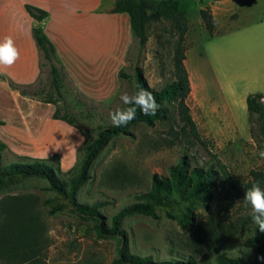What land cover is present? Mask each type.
Wrapping results in <instances>:
<instances>
[{
	"label": "rangeland",
	"instance_id": "rangeland-1",
	"mask_svg": "<svg viewBox=\"0 0 264 264\" xmlns=\"http://www.w3.org/2000/svg\"><path fill=\"white\" fill-rule=\"evenodd\" d=\"M178 2L188 21L183 44L187 54L191 50L195 66L189 68L190 93L186 103L205 146L195 138L174 136L179 131L175 109L164 103L170 115L168 120L156 121L152 126L138 123L106 143L75 200L104 202L99 212L109 225L116 211L135 201L134 194L149 189L153 175L168 177L169 167L180 158L190 167L205 166L211 162V154H215L226 166L232 184H226L223 191L216 187L207 206L197 201L185 202L184 206L198 220L216 213L218 222L228 224L230 230L224 229L226 235L183 231L177 222L181 213L178 205H161L156 208L157 217L126 216L120 227L124 239L100 237L94 222L78 217L61 195L47 189L44 179L18 177L0 189V264H124L116 262L120 248L153 261L177 259L190 264H218V252L251 258L252 251L245 245L252 227L246 221L250 207L245 206L243 196L250 187L245 185L252 179L250 171L264 173V159L257 154V121L249 122L245 98L249 93L264 94V0ZM200 8L209 9L214 17L216 28L211 34L200 18ZM147 34L148 40L138 58L135 52L125 58L123 68L130 77L120 80L118 92L112 98L90 99L70 84L64 89L66 106L77 126L54 118L56 105L43 102L47 97L57 100L47 64L38 67L32 81L11 74L10 67L22 77L33 59L25 52L28 47L15 46L16 60L11 65H0V140L6 145L4 162L23 159L21 156L55 155L61 176L65 177L77 163L84 141L92 140L99 126L111 124L110 112L125 107L121 95L134 93L132 73L136 64L154 89L174 78L177 34L171 22L155 19ZM100 62L109 74L113 60L100 58ZM63 107L62 101H57L60 112ZM20 219L26 220L29 230L17 241L9 237L8 231ZM13 242L17 245H7Z\"/></svg>",
	"mask_w": 264,
	"mask_h": 264
},
{
	"label": "trees",
	"instance_id": "trees-1",
	"mask_svg": "<svg viewBox=\"0 0 264 264\" xmlns=\"http://www.w3.org/2000/svg\"><path fill=\"white\" fill-rule=\"evenodd\" d=\"M215 2L221 0H212ZM25 9L30 16L36 20L46 17L47 12L40 8L25 5ZM113 12H126L129 16L130 31L132 42L128 48L127 55L135 52V56L141 54L148 40L147 28L155 19H166L171 22L173 30L177 34V41L173 51V79L162 86L160 89H154L146 81L143 70L137 64L133 68L132 78L134 81V92L143 88L152 93L159 105L154 115H144L137 108L136 119L129 122L124 127H113L112 124L99 126L96 135L90 141H84L82 151L77 163L70 169L65 177L61 176L59 159L52 155L49 158H31L21 156L23 159L9 160L4 162L5 143L0 140V189L7 186L14 178H42L47 182V189H50L62 196L66 203H69L72 211L84 220L94 222V227L100 237L118 236L119 240L125 238L123 230L120 228L126 216L132 214H142L151 217H157L156 208H173L178 205L180 214L177 216V222L183 231L193 230L197 235L208 233L224 234L228 232L229 225L219 223V219L212 214L211 217L204 220L194 219L188 208L184 206L185 202H194L207 206L212 201V193L225 189V185L232 184L230 175L226 166L218 160L215 154H211L212 160L205 166L190 167L188 162L180 158L174 165L168 169V177L153 175L151 185L147 191L134 194L135 201L124 205L116 211L110 218V224L107 225L104 216L99 209L104 202H78L75 200V194L79 187L89 178V172L92 163L104 148L106 143L113 137L128 132V128L138 123L152 126L156 121H165L169 119L167 109L164 103L174 106L178 121V132L174 136L195 138L205 146L203 140L199 138L196 130V124L191 117L186 98L190 93L189 74L184 64L185 50L184 38L188 29V21L179 9L178 0H115ZM200 18L211 34L216 28L214 17L209 9H199ZM33 36L35 39L38 55L39 67L48 65V75L54 94L57 100L51 97L44 98L43 102L53 103L56 108L52 116L63 120L70 125L77 126L73 114L68 110L65 101L64 89L70 84L74 89L81 93L73 84L62 62L54 52V48L46 36L37 28H34ZM44 59L45 62H42ZM45 63V64H44ZM119 79L128 78L124 68L118 71ZM263 98V100H262ZM57 101H62V112L57 108ZM246 110L249 122L257 121L256 144L259 150L264 145V94L249 93L246 98ZM125 107H127L125 105ZM0 124L2 122L0 121ZM252 179L245 184L251 186L253 182H260L264 185V173L257 170H251ZM217 187V188H216ZM58 206L57 209H60ZM52 211L51 213H53ZM22 219V218H21ZM16 222L15 226L9 229L8 234L15 240L21 241L23 235L28 233V224L25 221ZM246 221L251 222L250 215ZM22 224V225H21ZM226 231H225V230ZM251 232L246 238L245 245L252 251L250 259L239 256H229L225 252H218L216 261L218 264H264V231H260L252 224ZM16 246V242L7 244ZM5 245V246H7ZM10 250H13L11 247ZM117 263L124 264H190V261L177 259H168L153 261L149 257L129 254L122 248L119 249Z\"/></svg>",
	"mask_w": 264,
	"mask_h": 264
},
{
	"label": "crops",
	"instance_id": "crops-1",
	"mask_svg": "<svg viewBox=\"0 0 264 264\" xmlns=\"http://www.w3.org/2000/svg\"><path fill=\"white\" fill-rule=\"evenodd\" d=\"M223 1L226 0L218 2ZM114 3L115 0H0V39L11 37L14 46L28 47L29 51L25 52L33 58L22 77L10 67L11 74L28 81L37 76L39 55L32 33L37 28L50 41L80 92L94 100L112 98L121 82L116 80V75L124 67L132 42L129 16L126 12H113ZM25 5L45 10L46 17L34 19ZM188 51L187 54L185 50L184 64L189 73V68L195 66L192 52ZM100 58L113 60L109 74L101 68L104 64Z\"/></svg>",
	"mask_w": 264,
	"mask_h": 264
},
{
	"label": "clouds",
	"instance_id": "clouds-1",
	"mask_svg": "<svg viewBox=\"0 0 264 264\" xmlns=\"http://www.w3.org/2000/svg\"><path fill=\"white\" fill-rule=\"evenodd\" d=\"M18 52L11 37L0 39V65H11L17 58ZM120 99L127 107L117 108L110 112L109 117L113 127H124L136 119L137 108L144 115H154L159 105L151 92L141 88L131 96L122 94ZM264 159V145L257 152ZM244 204L250 207L251 223L260 231H264V187L260 182H253L244 190Z\"/></svg>",
	"mask_w": 264,
	"mask_h": 264
},
{
	"label": "bare ground",
	"instance_id": "bare-ground-1",
	"mask_svg": "<svg viewBox=\"0 0 264 264\" xmlns=\"http://www.w3.org/2000/svg\"><path fill=\"white\" fill-rule=\"evenodd\" d=\"M238 102V101H237ZM241 102V101H240ZM246 127V126H245Z\"/></svg>",
	"mask_w": 264,
	"mask_h": 264
},
{
	"label": "built area",
	"instance_id": "built-area-1",
	"mask_svg": "<svg viewBox=\"0 0 264 264\" xmlns=\"http://www.w3.org/2000/svg\"><path fill=\"white\" fill-rule=\"evenodd\" d=\"M262 100H263V98H262Z\"/></svg>",
	"mask_w": 264,
	"mask_h": 264
}]
</instances>
